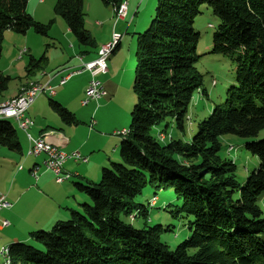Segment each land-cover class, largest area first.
<instances>
[{"label":"trees","instance_id":"obj_1","mask_svg":"<svg viewBox=\"0 0 264 264\" xmlns=\"http://www.w3.org/2000/svg\"><path fill=\"white\" fill-rule=\"evenodd\" d=\"M27 1L0 0V47L7 30L48 35L53 21L35 20ZM102 1L116 9L123 0ZM83 5V0H56L53 8L79 45L92 46ZM155 6L150 26L136 33L137 102L127 132L119 134L118 159L107 160L98 181H72L83 199L73 195L77 207L70 208L67 220L48 231H29V241L9 242L13 264H264V210L259 205L264 137L245 143L259 164L243 182L235 160L221 155L220 141L223 134L254 138L264 128V0H157ZM204 7L217 19L207 53L227 56L236 80L190 141H165L160 135L170 121L184 130L195 92L207 94L197 67L200 31L193 27ZM45 59L31 57L28 75ZM10 80L0 72V95ZM49 105L65 124L79 123L61 102L51 98ZM0 146L23 153L8 118H0ZM148 186L155 195L147 203L138 201ZM161 190L175 194L171 215L189 230L174 246L162 237L174 232V224L148 220ZM141 215L140 227L127 219Z\"/></svg>","mask_w":264,"mask_h":264},{"label":"rangeland","instance_id":"obj_2","mask_svg":"<svg viewBox=\"0 0 264 264\" xmlns=\"http://www.w3.org/2000/svg\"><path fill=\"white\" fill-rule=\"evenodd\" d=\"M157 0H143L141 3L140 10L137 14V18L141 19V22L149 19L146 26L143 28H140L138 31H145L150 26L152 15L155 13V4ZM211 10L209 8L204 7L202 8V13L198 14V17L195 20L194 28L200 31V39L198 44L197 53L202 54V57L200 61L198 62V70L203 75V88L206 89L207 94H204L202 92H195L194 97L192 99L191 105H189V111H188V118L185 122L184 130L179 128V126L176 124V122H169V126L167 128L166 139L165 141H170L171 138L178 139L181 138L184 141H190L193 137L196 130H198V124L201 120L204 119V117H208V115L212 112L214 104L220 103L225 100V90L228 86L233 84L235 82L236 78L235 76V66L233 65V62L224 55L215 54V53H207L209 52V48L212 43V36L214 32V26L217 24L216 17L211 14ZM88 17V15H87ZM87 17L85 18L87 21ZM137 18L134 20H137ZM59 20H62V22L65 23L62 17H60ZM86 21V24H87ZM87 27H92L87 24ZM135 26H133L128 29L129 33L126 34V37H124L122 41L121 48L118 49L115 54L112 53L108 60L107 64L108 66H112L113 71H116V74L118 75V78L112 80L111 87H113V91H116V94L114 95L110 91L109 97L112 98V104H110L108 107H104V109H100L101 115H104L102 118V121H100V127H97V129L106 131V135L110 136L113 134L112 126L119 122L121 118L123 119L120 122L119 128L123 127H129L130 119H131V113L133 111V107L135 103L137 102V95L134 90L133 84L135 81V73L134 71L129 74V68L131 67L135 68V50H136V37L137 34H135ZM60 26H56L54 31L50 34L55 37L51 38L50 36H44L37 34L33 29H30L27 35L16 33L11 30L5 31L4 39L2 41V45L0 47V72L4 75H9L11 77V80L8 82V85L6 86L7 89L2 92L0 97L6 98L8 96H13L14 94L18 93V89L21 83L26 81V78H30L31 75H28L27 68L29 64V59L31 58V54L35 59L40 58L41 56H45L47 58L45 63L41 64L42 68L38 69L34 67L32 70L36 71V74H41V71H48L47 73L53 74L54 71L59 69L62 63L65 64V61L68 62L69 58H73L75 55V51L77 53L83 52V51H92L91 46H84L79 45L80 43L76 39L73 33H71L70 37L75 43V48H71L68 42V38L63 36V33H61ZM36 33V34H35ZM25 47H30L32 50L30 53H25L24 55L20 56V50L24 49ZM132 50V51H131ZM66 62V63H67ZM62 64V65H64ZM82 63L78 66V69L82 68ZM52 68H55L52 69ZM82 72V71H81ZM79 72V73H81ZM79 73H75L76 75ZM52 75V76H53ZM77 77H75L73 84L67 85L69 88V93L67 98L68 105L71 107L76 106L77 104H81V99L85 98V93L81 92L80 86L78 83H80L78 80H76ZM98 79L104 84V75H99ZM57 80L53 82V84H56ZM120 83V84H119ZM119 84V85H118ZM111 87H109L111 89ZM63 87L62 89H64ZM57 90V89H56ZM17 96V94H16ZM15 97V96H13ZM104 97V96H103ZM109 97H104V102L110 100ZM12 98V97H11ZM54 99L56 101H59L60 98H55V96H51L50 93H41L39 96L35 98V107H40L43 105L45 107L44 109H50L49 105V99ZM41 99V100H40ZM100 101V100H99ZM99 101H91L92 104L95 106L96 103H99ZM103 105V101L100 102ZM98 105V104H97ZM92 106V107H94ZM34 113V112H33ZM90 120V118H89ZM10 122L12 123V126L16 128L17 132V139H20L22 141V144L24 146V151L26 154L20 158V162L15 165V169L11 168V165L5 164L7 163L4 159L5 157H8L7 155L1 156L0 154V168L4 166L2 169H0V188H2L4 185L11 184L14 175L16 172L19 171L22 163L25 162V160L32 159V155L29 154L27 151L29 148V142L28 139L25 138L26 134L25 131L18 126V122L16 119L10 118ZM166 123H163L160 127L155 128V130H160L165 127ZM36 127L38 125L36 124ZM124 130V129H123ZM121 131V130H120ZM34 130L30 129V133L33 134ZM35 133V132H34ZM36 134V133H35ZM34 135V134H33ZM35 136V135H34ZM164 136V135H163ZM162 138L164 139V137ZM264 137V128L260 130L258 135L254 138H243L238 135L234 134H223L220 136V141L222 144L221 149V155L226 158H230L235 160L236 162V174L237 178L240 182H243L246 180L247 176L250 172H252L256 167H258V158L256 156L250 155L248 151L245 150L244 146L245 143L252 140H261V138ZM120 138V136H119ZM121 140L120 139H117ZM232 147V149H228L229 147ZM2 149V150H1ZM111 149V148H110ZM6 152L11 153L10 150H8L6 147L0 148V153ZM31 158H30V157ZM114 153L108 151L104 157H107V160L110 157H113ZM4 158V159H3ZM118 159V158H117ZM37 167V166H35ZM103 166H98L97 168V177L96 181H98L99 173L101 172ZM45 168V166H44ZM14 171L13 176L10 174L8 177L9 179L5 181L4 175H8L9 171ZM46 176H49L52 182L54 183L56 180V176L53 171L49 172ZM7 177V176H6ZM73 180L69 182L63 183V188H66L72 183ZM74 181H76L74 179ZM65 190V189H64ZM70 190V188H69ZM155 190L148 186L144 188L142 193L136 197V199L140 202L147 203L148 200H151L155 194ZM72 194V193H71ZM52 195V194H51ZM62 196V194H61ZM81 195L76 191L75 197L76 201H82L83 197H80ZM175 194L172 191L169 190H161L156 195V203L155 206H151L149 209V221L150 223H161V224H168L173 223L174 224V232H169L165 235H163V239L166 240L170 245L174 246L180 241L184 239V235H187L189 233L188 226L186 223H184L183 220L173 218L170 212V209H172V206H170V202H175L176 197H174ZM58 198V196H56ZM71 203H75L73 195L71 196ZM62 200H64V195L61 197ZM65 201V200H64ZM62 208L61 210H64L66 203L62 202ZM76 205V204H75ZM167 207L165 210L164 207ZM259 205L264 210V195H262L259 199ZM47 206V205H45ZM79 207V206H78ZM83 208L79 207V210ZM53 208L49 210V214H51ZM70 210H68L67 216H64L60 218L59 216H56V220L49 226H46L44 228H35L43 231H48L57 223L58 220H67L69 218ZM129 221H131L136 227L142 226L144 222V216H138L136 219L132 220L131 218H127ZM9 233V232H7ZM7 233H3L0 231V253L5 245V237ZM0 261H4V257L2 254H0Z\"/></svg>","mask_w":264,"mask_h":264},{"label":"crops","instance_id":"obj_3","mask_svg":"<svg viewBox=\"0 0 264 264\" xmlns=\"http://www.w3.org/2000/svg\"><path fill=\"white\" fill-rule=\"evenodd\" d=\"M142 2L143 0H128L127 16L124 17V19L116 20V18H114L115 8L111 5L105 4L102 0H83L85 18L88 15V21L84 18L85 25L93 37V43L91 46L92 51H83L80 53L75 51L76 53L73 58H69L68 62L65 61V64L62 63L64 65H59L61 67L54 71V75L47 73L48 71H41V74L39 75L35 73L36 71L32 70V72H30V78H26V81L18 86L19 89L18 93H16L17 95L22 91L23 88L28 87L31 82L46 83L50 81V84L54 87V93L52 96H55V98L59 97V102H61L68 108L69 111H72L77 116L79 123L74 125L65 124L64 121H62V119L54 111H52L51 108L44 109L45 107H43V105L33 109L35 105L34 100L26 112L33 120V124L30 129L34 130L36 134L33 132L35 135L34 136L32 133H30V129L28 132L34 138L45 136L55 143L61 145L63 144V150L67 152H74L75 150H78L82 156V159L75 160L70 158L67 160V162H65L66 164L64 170L69 173L70 178L62 183H58L56 180L53 183V180H51L49 176H46L51 171L44 168L45 165L43 162L46 158L44 153H40L38 155L31 154L32 159H27L24 163H22L23 165H21L19 171L16 172L14 177H12L13 180L11 184L4 185L2 188H0V191L6 195V199L10 204L9 207L4 208L0 212V222L2 220H8L9 222L7 226H0L1 232H9L5 237L4 246L8 245L11 241L28 240L29 231L34 230L35 228H44L51 225L56 220V216H59L60 218L67 216L68 210H70V208L77 207L75 203L73 204L70 201L72 198L71 196L75 195V189L73 188V184H70L64 188L65 190L61 189L63 188V183L74 179L78 180L83 177L96 180L98 166L100 168V166L108 164L107 157H104L106 153L111 150V152L114 153V156L111 158H117V147L119 144V140L117 139H120V135H117L116 132L127 129V127L119 128L120 122H124L122 121L123 119L121 118L119 122L112 126L111 130L113 131V134L110 136L106 135V131L104 132L103 130L96 128V126L100 127V121H102L104 116L101 115L100 109H104V107H108L110 104H112V98L109 97L108 91L114 95L116 94V91H113V87H111L110 83L112 80L118 78L116 71L112 70L114 69L113 65L108 66V71L106 73H100L101 75H104V84L99 80L106 92L103 96L109 97L110 100L106 101L105 103V98L103 96L99 99L100 101L91 100L99 101V103H96L95 106L92 104L94 107L91 106V101L85 105L82 103L77 104L74 107H71L68 105V103H66V96H68L69 93V88L67 85L73 84L75 77H77L76 80L80 82L78 84L81 87L80 93L85 92V89L88 85L87 83L91 78L90 71L81 70V73L77 75H71L64 84H60V79L62 76L67 75L74 69H78L80 63L85 64L95 59V57H97L98 49L101 47V45L103 46L105 43L110 42L113 33H119L122 35L121 41L118 43L119 45L115 50L116 52L121 48V43L124 37H126V34L129 33L128 29H130L133 24L135 26L134 30H136L135 34L137 33V29L140 30V28L145 27L149 19L141 22V19L136 17L140 7L142 6ZM55 3L56 0H28L26 9L37 21L43 23H47L49 20L53 21V24L49 29V33H47L48 35L44 36L55 38L50 33L53 32L55 27L58 25L61 28L60 31L63 33V36L68 38V42L70 44L69 46L71 48H75V43L70 37V28L66 23L62 22V20H59L60 16L54 13L53 6ZM136 18L137 20L134 23ZM86 21L87 24L89 23V25L92 27H87ZM28 31L26 33H28ZM26 33L24 35H27ZM24 49H27L25 53H30L32 51L30 47H25ZM115 52L113 53L115 54ZM31 57H33L32 54ZM33 58L35 59V57ZM46 60L47 59H45V61ZM36 68L37 70L41 69L42 65L39 67L37 66ZM133 68L134 67H131L130 65L128 76L134 71ZM52 69L55 70V68ZM55 80H57V82L56 84H53ZM63 87L65 88L62 89ZM109 87H111V89ZM16 94L13 96H16ZM13 96L11 95L6 98L0 97V103L10 99L11 97L13 98ZM83 99H81V101ZM101 101H103V105L100 103ZM36 124L38 127H36ZM25 138H27V136ZM20 143L22 145V154L12 151L11 153L7 154H5L6 152L0 153L2 154L1 156H8L5 157V159L3 158L7 162L5 164L11 165V168L14 169L15 165L20 162V158L26 154L22 141H20ZM35 166H39V170L37 171L38 179H35L31 176V170ZM3 167L4 166H2L0 169ZM12 172L14 171H9L8 175L6 174L3 176L5 181L9 179L8 177L10 174L13 176ZM61 194L62 196L64 195L65 201L62 200ZM56 196H58V198ZM62 202L66 203L64 210H61L63 204ZM51 208H53V210L51 211L52 213L49 214V210Z\"/></svg>","mask_w":264,"mask_h":264},{"label":"built area","instance_id":"obj_4","mask_svg":"<svg viewBox=\"0 0 264 264\" xmlns=\"http://www.w3.org/2000/svg\"><path fill=\"white\" fill-rule=\"evenodd\" d=\"M128 0H123L121 4L115 9L116 20L124 19L128 13ZM122 35L119 33H113L110 42L101 45L98 49L97 57L90 62L83 64L81 69H74L69 72L67 75H64L60 79V84H64L71 75L81 72V70H88L91 73L90 81L87 83L85 89V98L81 101L83 105L87 104L91 100H99L106 93L101 82L97 78L100 73H106L108 70L107 60L109 56L115 52L118 47V43L121 41ZM27 49L20 50V56L24 54ZM48 92L52 96L54 93V87L50 84V81L46 83H35L31 82L28 87L22 89V91L15 97L7 99L4 102L0 103V118H13L18 122L24 131L29 141V154L38 155L44 153L46 155L45 161L43 164L45 168L53 171L56 176V181L62 183L70 178L69 173L64 170L65 162L68 159L73 158L75 160L82 159V156L78 150L74 152H67L63 150V144L55 143L49 140L48 137L40 136L34 138L28 131L33 124V120L28 116L27 110L30 105L33 103L35 98L39 94ZM127 129L116 132L117 135L126 133ZM164 135V136H163ZM166 138L165 134H161L160 138ZM229 149H232L230 146ZM39 166L32 168L31 176L35 179H38ZM10 204L6 199V195L0 191V212L4 208L9 207ZM9 224L8 220H2L0 226L4 227ZM4 257V261L0 264H13L9 254V248L4 246L1 253Z\"/></svg>","mask_w":264,"mask_h":264}]
</instances>
